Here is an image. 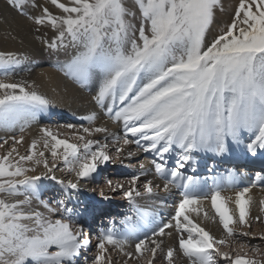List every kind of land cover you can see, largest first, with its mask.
Wrapping results in <instances>:
<instances>
[{"label": "snow or ice", "instance_id": "obj_1", "mask_svg": "<svg viewBox=\"0 0 264 264\" xmlns=\"http://www.w3.org/2000/svg\"><path fill=\"white\" fill-rule=\"evenodd\" d=\"M5 2L30 25L41 52L58 57L64 91L71 85L93 93L96 110L81 118L87 126L64 125L71 135L41 125L22 153L25 133L55 102L20 76L31 71L23 67L31 63L28 55L0 50V149L8 145L0 155V264H113L109 246L136 264H153L158 251L166 264L180 254L186 264H264L247 255L245 244L222 250L227 238L251 237L233 226L251 227L252 185L241 186L243 173L235 169L218 175L214 160L210 177L197 174L200 156L223 158L237 149L261 161L254 181L264 186V0H238L229 22L218 20L221 0ZM99 120L120 131L97 126ZM139 153L151 155L148 166L137 160L129 178L105 179L134 214L120 229L113 222L93 238L82 213L69 207V194L95 191L89 186L105 166ZM43 180L59 185L63 198L45 200ZM161 186L164 193L178 191L167 219L141 205L169 207ZM99 195L112 198L102 189ZM259 203L264 212V200ZM193 213L218 218L226 237L211 234ZM252 248L260 254V246Z\"/></svg>", "mask_w": 264, "mask_h": 264}, {"label": "bare ground", "instance_id": "obj_2", "mask_svg": "<svg viewBox=\"0 0 264 264\" xmlns=\"http://www.w3.org/2000/svg\"><path fill=\"white\" fill-rule=\"evenodd\" d=\"M61 2H64V0H61ZM128 2L130 4L132 3L131 0H128ZM237 3L238 0H221L223 10L218 12V20L221 22H229L234 14V9L237 6ZM45 6L50 5L46 4ZM52 10L55 11L54 8ZM0 50L23 52L28 55L31 63L30 65L26 64L23 67L27 68L30 66L31 71H21L20 76L29 82L35 81L38 90L55 102V106L50 109L47 114L42 116L37 124H34L25 133L24 145L20 147V151L22 153L26 150V147L30 144L33 138H38L40 135L39 128L41 125L49 126L53 130H59L62 136L71 135V131L65 129L64 125H79L84 123L85 126H87V122L83 121L81 118L96 110L94 103L91 100V95L93 93L78 90L76 87L71 85H68L67 92L64 91L67 81L54 67L55 61L58 57L54 55L49 56L48 53L41 52V45L39 41L33 37L30 25H28L23 18L17 17L15 12L6 6V2L4 0H0ZM59 58L62 59L63 57ZM20 76L16 78L19 79ZM53 89H55V91H53ZM100 124L107 126L110 132L120 131V129L110 121H97V126ZM0 135H3V133H0ZM96 138L102 139L103 134H97ZM129 147L132 150H135V146ZM7 148L8 145H5L3 149H0V155H3ZM145 157H147V159H145ZM151 159L152 157L150 154L139 153L137 157L132 160L125 159L123 164H121L119 160L115 163H109L104 167V170L101 173V175L104 174L105 178L101 179L102 176L100 175L97 180L89 186L91 188H95V191L85 189L81 190L79 193L72 192L69 194L71 197L69 207L74 206L76 208H80V211H86L87 213L84 214V216L88 220L91 219V221L96 217V215L98 216L95 222L98 223L99 226L94 227V224H92L91 226L94 231L89 232V230H87L93 238L100 229L112 227L113 222L115 229H120L122 227L120 221L126 216H132L134 214L127 200L121 199L119 194H113L110 189L107 188L105 185L106 176H109L107 179H113L114 181L119 179L123 181L126 178H129L133 172L138 169L137 160H143L145 165L148 166ZM213 160L215 161L214 171L218 175L224 174L226 170L235 169L237 172L243 173V176L240 177L241 186L252 185L251 190L248 193V196L251 197L253 202L250 208L249 216V223L251 224V227L240 228L239 226L234 225V229L236 231L241 230L253 232V234H264V212H261L259 203L261 200H264V186H262L260 182L254 181L255 173L262 170L261 161L259 159H246L243 152L237 149H234L232 154L226 155L223 158L202 155L199 158L197 174L210 177L211 173L207 171V166ZM130 165H134L135 168L130 167ZM109 169L111 171H108ZM57 176L65 178L67 174L57 172ZM42 183L45 185L42 191V196L45 200L49 201V199H54L53 202H55L57 198H63V193L60 191L59 185H56L54 182L49 180H43ZM209 183H211V179H209ZM101 189L106 195H109L112 198L109 200L102 199L99 195V191ZM158 192L160 197H167V204L169 207H161L159 205V201L156 203L151 201H141V205L142 207H146L147 211H152L153 208H155L157 211L162 213L163 219H167L168 214L172 211L170 205L178 198V191L174 189L171 194L164 193L161 186V189L158 190ZM222 194L232 195L233 193L225 192ZM103 206L107 207L105 214L101 212V210H103ZM203 208L209 212L210 216L213 214L214 210L211 209L210 202L205 201ZM192 216L196 222L201 223L202 227H205L206 230L218 239L226 237V233L219 224L218 218L216 221H212L197 218L194 213ZM202 216L203 213H201V217ZM256 216H261L262 221H256L254 219ZM234 240V238H227V246L230 244L232 245ZM244 240L245 245L250 244V242L253 243V241H247V238H244ZM166 243L171 245L172 241L166 240ZM128 250L131 251L132 249ZM109 251L112 257V262L115 261L113 264H136L135 259L126 258L123 253L117 249L111 248V246H109ZM246 252L249 257L257 260H264V255H261V252L260 254H257L256 252L250 253L247 250ZM94 254V252H89V259H91ZM144 255L148 256L147 253H144ZM162 255L163 254L158 251L156 259L153 260V264H166V261L161 259ZM140 259L143 262L144 257L141 256ZM175 264H186V258L183 257L182 254L177 255L175 257Z\"/></svg>", "mask_w": 264, "mask_h": 264}, {"label": "rangeland", "instance_id": "obj_3", "mask_svg": "<svg viewBox=\"0 0 264 264\" xmlns=\"http://www.w3.org/2000/svg\"><path fill=\"white\" fill-rule=\"evenodd\" d=\"M5 1V0H4ZM132 1V3L134 2V0H131ZM108 171H111L110 169L108 170ZM113 171V170H112ZM102 177H101V179H104L105 177H104V174H102L101 175ZM109 176L107 175L106 176V179L108 178ZM53 200L54 199H49V201H51V202H53ZM77 209L79 210L80 208H78L77 207ZM106 210H107V207L106 206H103V210H101V212H103V214H105L106 213ZM80 211V210H79ZM81 213H82V220H81V222L83 223V225H84V227H85V229L86 230H89V232H92V231H94L93 230V227L91 226L92 224H94V227H96V226H99L98 225V223H96L95 221L97 220V215H96V217L95 218H93V220L91 221V219H87V218H85V216H84V214H86L87 212L86 211H80ZM88 220V221H87ZM90 228V229H89ZM239 231H241V230H237V232H239ZM249 233H251V237L250 238H248V237H235L234 239V241L232 242L233 244H234V247H233V244L231 245H229V246H227V247H225V248H223L222 250H224V251H233V252H235V251H240V246H241V244H244V238H247L248 240L247 241H253V243H251L250 242V244H246L248 247L245 249V251L247 250V251H249L250 253H255V251H253V248H252V246L253 245H258V246H260V248H261V255H264V239H261V234H259V233H254L253 234V232H249ZM237 238V239H236ZM239 238H240V240H239ZM233 247V248H232ZM233 249V250H232ZM115 261H113V263H114ZM116 264V263H115Z\"/></svg>", "mask_w": 264, "mask_h": 264}]
</instances>
